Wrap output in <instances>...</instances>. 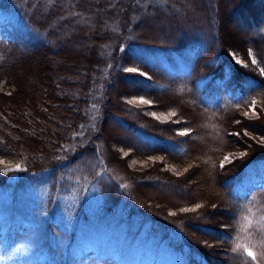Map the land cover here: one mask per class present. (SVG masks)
Returning a JSON list of instances; mask_svg holds the SVG:
<instances>
[{"label": "trees", "instance_id": "trees-1", "mask_svg": "<svg viewBox=\"0 0 264 264\" xmlns=\"http://www.w3.org/2000/svg\"><path fill=\"white\" fill-rule=\"evenodd\" d=\"M13 2L18 20L0 17V196L13 202L0 257L22 243V264H264V113L244 115L264 101V0ZM22 60L42 64L40 100L25 102ZM141 97L151 104L128 103ZM31 186L43 196L19 206Z\"/></svg>", "mask_w": 264, "mask_h": 264}, {"label": "rangeland", "instance_id": "rangeland-1", "mask_svg": "<svg viewBox=\"0 0 264 264\" xmlns=\"http://www.w3.org/2000/svg\"><path fill=\"white\" fill-rule=\"evenodd\" d=\"M19 8L16 7V5L14 4L13 0H0V17H8L9 19L13 20V21H17L18 20V13H19ZM259 30V29H258ZM262 30H264V25L262 26ZM236 34V33H235ZM235 36V35H234ZM23 62H18L17 66H15L13 68V70L15 69L16 73L18 74V76L20 77V84L23 85V88L25 89V92L23 93V96L25 97V102H27L26 100H28V98H34L35 100H40V96L41 94H39V87H38V82L36 80L37 76H38V71L41 68L42 64H38V61H33V62H29L28 60H22ZM22 96V97H23ZM10 98V99H9ZM17 99V97H16ZM15 98L12 97H8V99H6L3 102L4 106H8V105H15L16 102H18ZM139 98H132L130 100H136L137 102H134L132 104L135 105H144L138 102ZM9 100H11L12 102L9 103ZM16 101V102H15ZM264 113V101L263 100H256V104ZM22 108H25L24 103L21 104ZM256 112V111H255ZM257 116V112L256 115H253L252 112H248V117H255ZM228 156V160L229 161L234 154H229ZM131 165L133 167L136 168H142L144 166L147 165L146 162H131ZM43 189L40 190H35L33 188V186L28 187L26 190H23L22 192H19L18 196H17V200H18V204L19 206H21L23 204V202H29V198H35L37 196L38 201H40L41 196H43ZM13 206V202L11 201V198L8 196H0V209L2 212L4 213H8V216L10 217V214L12 215V213H9L11 210V207ZM19 215V214H17ZM13 216V215H12ZM22 217L25 221V219L30 220L29 218H27V215H19V217ZM19 219V218H18ZM26 220V222H27ZM74 223V222H73ZM73 223H69L67 224V226H72ZM29 229V228H28ZM98 243V242H96ZM13 249L11 248L12 251H8L5 254V258H3L2 260H0V264H22L24 262H27V257L29 256V252L27 251V249L22 245V243L19 244H13ZM167 256H165L166 258ZM90 258H87L85 260H81V263H86ZM173 261V260H172Z\"/></svg>", "mask_w": 264, "mask_h": 264}, {"label": "snow or ice", "instance_id": "snow-or-ice-1", "mask_svg": "<svg viewBox=\"0 0 264 264\" xmlns=\"http://www.w3.org/2000/svg\"><path fill=\"white\" fill-rule=\"evenodd\" d=\"M248 56H249V58L251 59L252 64H253V65H257L258 61H257V59H256L255 57H253L252 50H249V52H248ZM234 59H235V56H234ZM236 63L239 64V63H241V61H240L239 59H236ZM125 72H127V73H138V74L141 75V76H144V75H145V73H143V72H139V70L136 69V68H127V69H125ZM261 75H264V70L261 71ZM134 102H137V101H136V100H129V101H128L129 104L134 103ZM138 102L141 103V104H151L150 101L144 99L143 97L139 98V99H138ZM255 104H256V100L253 99V100L251 101V106H250V109H249V111H251L253 115H256L255 107H254ZM151 115H153V116L156 117L157 119L160 118V117H157V116H156V113H152ZM167 115H168V116H172V117H174V116L176 115V113L170 111V112L167 113ZM244 115L247 116V115H248V112H245ZM236 123H239V121H236ZM189 134H190V130H187V129H186V130H183V131H180V132L178 133V135H181V136H186V135H189ZM232 135H238V133H232ZM245 135H247V132H245ZM262 141H264V138H262ZM243 155H244V153H241V156H243ZM228 159H229L228 156H225V157H224V160H225V161H227ZM0 163H3V162L0 161ZM220 166H221V167H224L223 164H221ZM17 170H19V166H18V165H17ZM185 171H187V169H185ZM200 207H201V205L197 204V205H196L195 207H193V208H184V209H182L181 211H183V212H185V213H187V212H195V211H197V209H199ZM213 207H215V205H213ZM174 214H175V213H169V215H174ZM245 219H246V218H245ZM259 224H260V227H259L258 230L260 231L262 237H264V215H262V216L260 217ZM249 227H251V222H250V221H249V223L245 226V229H243V230H247V228H249ZM260 246H261V247H264V238H262V240H261V242H260ZM253 247H254V246H253ZM241 249H243V254H244L246 257L250 258L252 261H255V260L257 259V254H256V253H255L250 247H248L247 245H244V244H242V243H240V242H235V243H234V247H233V249H232L233 252H238V251L241 250ZM262 258H264V257H262ZM2 259H3V258L0 257V260H2Z\"/></svg>", "mask_w": 264, "mask_h": 264}]
</instances>
